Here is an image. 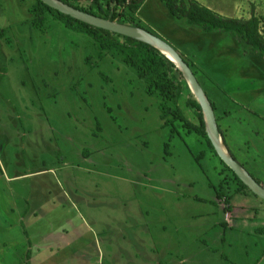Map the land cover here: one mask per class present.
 <instances>
[{"label":"rangeland","instance_id":"1","mask_svg":"<svg viewBox=\"0 0 264 264\" xmlns=\"http://www.w3.org/2000/svg\"><path fill=\"white\" fill-rule=\"evenodd\" d=\"M30 3L0 0V161L20 176L1 178L0 264H26L31 249L32 264H264V200L232 198L221 158L196 134L171 136L132 68L106 63L109 84L86 64L84 36L53 18L33 29ZM240 4L241 19L264 16V0ZM138 15L196 63L218 116L233 110L224 119L248 125L220 127L264 183V60L173 18L160 0Z\"/></svg>","mask_w":264,"mask_h":264},{"label":"trees","instance_id":"2","mask_svg":"<svg viewBox=\"0 0 264 264\" xmlns=\"http://www.w3.org/2000/svg\"><path fill=\"white\" fill-rule=\"evenodd\" d=\"M60 1L96 17L143 28L151 32L144 27L137 16L142 4L146 0ZM161 2L173 18L183 20L187 25L207 35H220L221 37L225 35V38L228 37L231 43L233 41L236 44L239 42L241 46L246 47L249 51L253 50L257 52L258 58L264 60V32L261 26L264 22V16L258 17L254 15L248 20L226 18L199 4L196 0H161ZM28 12L31 24L35 30L44 32L43 27L47 24L50 25L49 22L53 18L60 22L65 29L84 36L88 42L86 48L87 55L85 56L86 64L98 70L102 79L108 81L109 84L113 83V79L101 69L106 63H119L132 68L137 78L143 81L146 93L157 98L163 126L170 129L171 136L181 134L180 129L184 130L187 135L196 134L205 141L211 151L219 156L208 136L200 103L191 92L187 81L176 64L159 49L134 38L79 21L53 9L41 0H33V3L29 5ZM3 34L4 32L0 31V36H3ZM184 60L191 67L198 79L199 68H197L196 63L194 64L185 58ZM209 100L214 107L218 127L227 149L231 156L243 167V164L237 160L235 154L231 151L226 136L220 127L222 121L225 120L224 118L233 114V110L225 111L224 115L218 116L216 103L210 98ZM103 106L108 114L112 115L114 113V108L109 107L107 102H104ZM185 109L189 112V116H187ZM253 114L258 116L256 112ZM229 122H231L230 119L225 123ZM225 123L223 122L222 124L225 126ZM230 127L232 130L241 129L245 132L248 131V125L245 126L242 119L231 122ZM228 129L230 128L228 127ZM168 147L169 144L166 145V150H168ZM204 155L205 152L203 151L197 156V159H202ZM221 162L225 166V169L232 173L233 181L235 180L234 187L230 191L231 197L239 194L255 195L222 160ZM250 174L258 183L264 186V183L255 174L251 172ZM224 184L225 182H222L221 188ZM221 188L216 189L218 198L224 197L229 201L230 197L227 194H229L231 186L228 187V192H225ZM30 257L31 250L27 253V258L30 259ZM27 264H30V262H27Z\"/></svg>","mask_w":264,"mask_h":264},{"label":"water","instance_id":"3","mask_svg":"<svg viewBox=\"0 0 264 264\" xmlns=\"http://www.w3.org/2000/svg\"><path fill=\"white\" fill-rule=\"evenodd\" d=\"M41 1L65 15H69L89 25L148 43L159 49L172 62H174L178 69L182 72L191 92L202 107L207 133L217 154L255 195L264 200V186L258 183L256 179L228 153L218 127L214 107L212 106L193 70L178 53V51H176L169 43L160 37L143 28L120 24L118 22L96 17L84 11L78 10L60 0Z\"/></svg>","mask_w":264,"mask_h":264},{"label":"crops","instance_id":"4","mask_svg":"<svg viewBox=\"0 0 264 264\" xmlns=\"http://www.w3.org/2000/svg\"><path fill=\"white\" fill-rule=\"evenodd\" d=\"M161 1V0H160ZM199 4H201V5H203V6H206V7H208L209 9H211L212 11H214V12H216L217 14H220V15H222V16H224V17H227V18H237V19H241V18H243L242 17V14L243 13H241L242 11H241V4H240V2L242 3H244V5L245 6H243L242 8L243 9H245L247 6V4L248 3H250V4H253V2H254V0H246L247 2H245L244 0H236V2H233V0H196ZM147 2H149V0H146L143 4H142V6H141V8H140V10H139V12H138V14L140 13V11H141V9H142V7L144 6V4L145 3H147ZM242 9V10H243ZM252 10L250 9V12H251ZM138 17H139V15H138ZM247 18H249L248 16H247ZM146 20H148V19H145L144 17H140V21L141 22H147ZM226 39V38H225ZM238 46H241L240 44H238ZM237 50H239V48L237 47ZM187 56H192L191 55V52L189 51V53H187L186 54ZM194 57V56H193ZM226 121V120H225ZM264 121V120H263ZM239 124V123H238ZM242 126V125H241ZM0 151H1V148H0ZM4 178V181L6 182V183H13V182H15L16 180H17V178H19L20 176H7L6 175V173H5V170H4V167H3V165L1 164V161H0V194H1V181H2V179L1 178ZM9 185V184H8ZM5 203L6 201L5 200H3L2 201V199H1V197H0V203ZM27 202V201H26ZM4 210H5V204L3 205V207H2ZM9 211L10 210H12L11 208H10V206H9ZM12 226V225H11ZM17 231L19 232V233H21L20 232V229H17ZM22 231V230H21ZM24 235L25 234H23V232H22V238L23 239H19L18 241H20V242H25V240H24ZM26 236H27V234H26ZM26 239V238H25ZM28 253V252H27ZM32 254H33V251H32V249H31V257H30V259H29V262H30V264H32V262H31V259H32ZM27 255V254H26ZM21 259V258H20ZM27 264V263H26Z\"/></svg>","mask_w":264,"mask_h":264},{"label":"built area","instance_id":"5","mask_svg":"<svg viewBox=\"0 0 264 264\" xmlns=\"http://www.w3.org/2000/svg\"><path fill=\"white\" fill-rule=\"evenodd\" d=\"M68 2H72L73 0H67Z\"/></svg>","mask_w":264,"mask_h":264}]
</instances>
